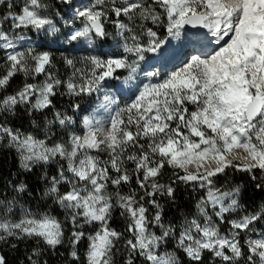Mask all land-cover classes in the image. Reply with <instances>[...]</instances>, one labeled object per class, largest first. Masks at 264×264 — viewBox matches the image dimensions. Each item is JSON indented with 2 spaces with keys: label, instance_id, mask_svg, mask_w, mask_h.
Instances as JSON below:
<instances>
[{
  "label": "snow or ice",
  "instance_id": "1",
  "mask_svg": "<svg viewBox=\"0 0 264 264\" xmlns=\"http://www.w3.org/2000/svg\"><path fill=\"white\" fill-rule=\"evenodd\" d=\"M56 3L72 7V0ZM54 9L50 0H0V92L16 75L25 78L18 91L0 97V147L18 159V171L0 177V264H8L3 247L28 241L37 245L28 264H49L41 257L46 251L57 255L61 246L68 249L63 264H116L121 248L123 264H183L176 251H160L169 241L187 264H264V233L254 227L264 219V205L228 219L243 207L242 184L217 187V177L232 171L264 189V0H90L67 19ZM61 22L72 25L63 33L65 43L83 42L93 50L112 36L110 23L121 51L89 54L80 67L65 57L72 71L61 79L52 53L37 51L29 39L55 36ZM39 46L48 44L41 40ZM146 65L154 67L146 71ZM41 75L39 83L27 82ZM121 78L132 85L123 105L108 90ZM65 95L95 96L109 112L107 121L85 117L83 135L73 131L54 139V127L76 124L54 102ZM70 107L76 113L81 106L74 100ZM20 109L33 117L34 127H40L35 114H43V138L9 125ZM38 167L45 184L40 198L58 205L63 220L21 203L33 192L17 178ZM181 185L203 192L196 203L203 222L185 217L179 225L165 223L160 198L176 203ZM209 206L229 225L226 234ZM116 210L124 231L111 227Z\"/></svg>",
  "mask_w": 264,
  "mask_h": 264
},
{
  "label": "trees",
  "instance_id": "2",
  "mask_svg": "<svg viewBox=\"0 0 264 264\" xmlns=\"http://www.w3.org/2000/svg\"><path fill=\"white\" fill-rule=\"evenodd\" d=\"M51 3L55 5V9L57 11H60L61 15L63 14V11L65 9L66 5H59L56 3V0H50ZM17 3H19V0H17ZM163 32V29L161 30ZM37 51H49L52 53L54 57V63L56 64V69L54 71L57 72V74L60 76L61 79L66 80L68 76L71 74V69L68 68L64 63V57H58V53H61L62 51L51 49L49 47H43L39 46L37 47ZM4 57L5 53L0 52V64L4 63ZM3 69H0V72H2ZM44 77L38 76L35 80H32L29 78L27 82L29 83H39L41 80H43ZM25 82V78L22 74L16 75L11 81L9 87L6 89L5 92H0V97L3 95H9L14 94L16 91L19 90V88L23 87V84ZM61 91H65L63 87H61ZM77 101L80 103V110L78 111L79 114L82 116L86 113L85 111V105L89 102V100H86L85 98H74L69 97L67 95L65 96H57L54 100L56 103L57 109H59L62 112H67L69 115H73L76 124L72 125L69 129L61 130L59 127H54L53 132L56 133L54 139H67V132H75L77 135H82V131L80 129L81 127V118H76L75 113H73L70 104L73 101ZM49 116L51 119L50 113H45ZM35 118L38 121V124L40 127H34L31 124V120L33 117H29L23 109L19 110V114L16 117H9V125L12 127L20 128L23 132H32L36 135H38L40 138H43L44 136V128H43V114H35ZM95 154V153H94ZM106 155V154H101ZM128 167L131 169L133 167L132 164L129 163ZM18 171V159L16 157V154L13 150L5 149L0 147V177L3 179H8L11 177L13 173H16ZM170 172V170H168ZM56 172V166L51 165L48 168L49 175H53ZM42 174L41 168H36L33 170L32 173L27 174H21L17 179H23L25 182L29 185V190L33 192V196L29 197L27 194L23 197L24 202L33 210L35 211H48L52 215L57 216L58 219L63 220L64 219V213L63 210L56 204L53 203L51 199L43 200L40 198L41 194L44 191L45 184L40 180V175ZM167 179V176L161 177V182H165ZM235 184H242V192H241V214L246 215L248 213L259 211L261 205H264V189H257L255 186V183L252 182L247 174L244 173H237L229 171L228 176H219L217 177V187H222L225 190L227 188H230L234 186ZM133 186H135V183L133 181ZM124 190L126 191L127 188L125 186ZM6 195L11 197V189H8L5 193ZM203 195L202 191H196L192 192L191 189H185L183 185L179 187L178 193H177V201L176 203H172L171 201H168L167 198H160V202L164 205V220L165 223L172 222L174 224L179 225L182 220L187 217L188 219H191L193 217H196L197 211H196V203L200 199V196ZM153 211L150 209V212ZM228 219H234L235 216L227 215ZM111 227L117 229L118 231H124L126 225L125 220L119 216V210H116L113 213V219L110 222ZM218 224L223 228L228 230L229 225L227 223H220ZM256 225L259 226V230H264V219L258 221ZM263 225V226H262ZM86 231H89L90 229L86 228ZM158 234V229H155ZM127 236L128 234L125 233ZM121 244H123V241H121ZM35 241H28L27 244L20 243L16 249H11L10 247H3L2 248V254L6 257L8 264H28L27 262V256L31 253L32 249L36 247ZM41 248L45 247L43 243L39 245ZM84 244L80 245L81 252H83ZM67 247L61 246L57 249V255L53 256L51 251H46L45 254L41 257V260H48L49 264H63V261L67 258ZM60 253H63L64 255L61 256ZM126 258V252L123 248H121L120 253L116 256V264H123V260ZM186 260V258H184ZM137 264H140L139 261H137ZM187 264V263H185Z\"/></svg>",
  "mask_w": 264,
  "mask_h": 264
},
{
  "label": "rangeland",
  "instance_id": "3",
  "mask_svg": "<svg viewBox=\"0 0 264 264\" xmlns=\"http://www.w3.org/2000/svg\"><path fill=\"white\" fill-rule=\"evenodd\" d=\"M90 0H72V7L68 8L67 6H65V9L63 11V14L61 16H64L66 19L68 17L71 16V13L75 10L76 7H79L83 4H87L89 3ZM114 18V17H113ZM57 19H59V17H57ZM121 19H123V17H121ZM77 25L79 22H76ZM59 27H61V32L57 33L55 36H44L43 34H38V35H30L29 39L30 41H34L35 46L39 47V42L41 40L46 41L49 48L51 49H55V50H59L62 51L61 53H58V57H68L71 59H74L77 61V67H80V59L84 56H87L89 54H113V53H117L119 51H121L119 45L121 43V40L119 37L115 36V29L114 27L109 23L107 25V30L112 33V36H109L107 38V42L104 44V46L102 48H98V49H90L86 44H84L83 42L81 43H77V44H67L65 43V35L63 34L65 32L66 29L72 27L71 24L68 25H63V22H61V25H58ZM151 26V25H149ZM162 30V29H161ZM160 30V31H161ZM173 44H177V42H173ZM151 58V54H149V59ZM152 67H154V65H146L145 69L146 71H150L152 70ZM126 75V73H125ZM142 75V74H141ZM132 87L131 84L129 85H125L122 83V78L120 81H112L110 82L109 86H108V90L114 94L115 99L117 101L118 104L123 105L124 103L128 102L129 99L131 98L129 95V89ZM86 100H89V102L85 105V111L86 113H88L92 107H94V105L99 102L95 96L93 97H85ZM114 110V109H113ZM85 113V114H86ZM85 114H83L82 116L79 114V112L75 113L76 118H81V131H82V135L84 134V130L82 128V121H83V116H85ZM94 154V153H93ZM21 203L24 204L25 207L30 208L22 199ZM31 209V208H30ZM34 212H37L33 209H31ZM16 213H19V206H17V208L15 209ZM38 212H43V211H38ZM208 212L209 215L213 217V221L216 222L218 224L219 220L214 216L213 211L211 206H209L208 208ZM233 216H235L236 218L234 219H238L240 216H243L241 214V210H239L236 213H231ZM231 214H227V215H231ZM197 217V214H196ZM198 219H200L201 222H203V217H197ZM220 226V225H219ZM263 226V225H262ZM255 232L256 233H264V230H259V226L255 224ZM229 229V228H228ZM220 230L222 234H226L228 230L223 229L220 226ZM158 234H159V230H158ZM243 235V234H242ZM253 235H255V233H253ZM161 252L164 251H168V252H172V251H176L177 255H179L181 257V259L183 260V264L187 263V259L185 260L184 255L182 252H179V250L175 249V241H169L168 245L164 248L160 249ZM61 264V263H60Z\"/></svg>",
  "mask_w": 264,
  "mask_h": 264
},
{
  "label": "bare ground",
  "instance_id": "4",
  "mask_svg": "<svg viewBox=\"0 0 264 264\" xmlns=\"http://www.w3.org/2000/svg\"><path fill=\"white\" fill-rule=\"evenodd\" d=\"M98 103L99 102H97L94 105V107H92L91 110L88 113H86L85 116H83V119L85 117H90V118H94L95 120L101 121V122L107 121L109 112H108V110H105L103 108L98 107ZM82 128L84 131H86V129L84 128V125H83V121H82Z\"/></svg>",
  "mask_w": 264,
  "mask_h": 264
}]
</instances>
